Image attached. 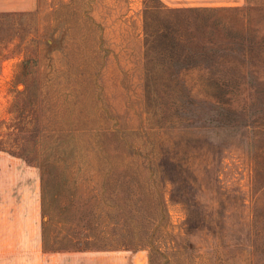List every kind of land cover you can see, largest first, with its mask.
Instances as JSON below:
<instances>
[{
	"label": "rangeland",
	"instance_id": "rangeland-1",
	"mask_svg": "<svg viewBox=\"0 0 264 264\" xmlns=\"http://www.w3.org/2000/svg\"><path fill=\"white\" fill-rule=\"evenodd\" d=\"M217 1L0 0V264H264V12ZM184 43L239 84L146 90Z\"/></svg>",
	"mask_w": 264,
	"mask_h": 264
},
{
	"label": "trees",
	"instance_id": "trees-1",
	"mask_svg": "<svg viewBox=\"0 0 264 264\" xmlns=\"http://www.w3.org/2000/svg\"><path fill=\"white\" fill-rule=\"evenodd\" d=\"M244 3L247 9L254 8L264 12V0H244ZM235 9L237 8H234V10ZM186 44L187 43H184L185 48L188 51L190 46H186ZM233 44L239 45V43ZM244 48L248 53L253 52L259 55L264 54V40L260 39L254 41V37H249ZM188 52V54L180 55L178 57H166L160 61V67H174L177 64H180L181 66L180 72L168 74L166 81L161 80V77L168 71H163L161 73L162 76H157L149 69H145L143 81L145 88H147L146 90L151 89L153 86H164L166 82H172L175 75L181 76L180 86L186 90H192L194 87L201 89H231L239 84L238 79H240L239 76L241 75L234 74V71L237 69L235 64H232V58L216 55L217 52L215 50L204 45L196 46L193 50ZM243 54L245 55V52ZM250 60L251 59H246L244 61L237 60L236 63L243 64L244 68L245 62H249ZM144 65L151 66V61L148 59L147 61L145 60ZM244 76L249 77V79L252 78L251 74L247 75L246 73Z\"/></svg>",
	"mask_w": 264,
	"mask_h": 264
},
{
	"label": "crops",
	"instance_id": "crops-1",
	"mask_svg": "<svg viewBox=\"0 0 264 264\" xmlns=\"http://www.w3.org/2000/svg\"><path fill=\"white\" fill-rule=\"evenodd\" d=\"M217 1V0H216ZM202 3H204V2H202ZM225 4V5H234V4H236L237 3V1L236 0H218L217 2H215V4ZM206 4V3H205ZM205 4H202V5H205Z\"/></svg>",
	"mask_w": 264,
	"mask_h": 264
}]
</instances>
